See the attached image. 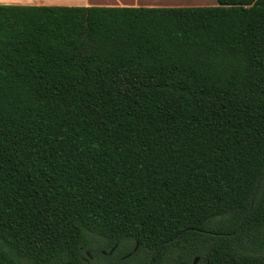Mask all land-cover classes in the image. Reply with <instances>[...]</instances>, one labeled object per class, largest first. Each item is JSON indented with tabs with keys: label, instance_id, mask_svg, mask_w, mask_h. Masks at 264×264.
<instances>
[{
	"label": "trees",
	"instance_id": "1",
	"mask_svg": "<svg viewBox=\"0 0 264 264\" xmlns=\"http://www.w3.org/2000/svg\"><path fill=\"white\" fill-rule=\"evenodd\" d=\"M196 257L264 264V0L0 4V264Z\"/></svg>",
	"mask_w": 264,
	"mask_h": 264
},
{
	"label": "crops",
	"instance_id": "2",
	"mask_svg": "<svg viewBox=\"0 0 264 264\" xmlns=\"http://www.w3.org/2000/svg\"><path fill=\"white\" fill-rule=\"evenodd\" d=\"M0 4L64 6H208L206 0H0ZM213 5V4H212Z\"/></svg>",
	"mask_w": 264,
	"mask_h": 264
},
{
	"label": "rangeland",
	"instance_id": "3",
	"mask_svg": "<svg viewBox=\"0 0 264 264\" xmlns=\"http://www.w3.org/2000/svg\"><path fill=\"white\" fill-rule=\"evenodd\" d=\"M206 2H208V6L216 5L217 4V0H206Z\"/></svg>",
	"mask_w": 264,
	"mask_h": 264
},
{
	"label": "water",
	"instance_id": "4",
	"mask_svg": "<svg viewBox=\"0 0 264 264\" xmlns=\"http://www.w3.org/2000/svg\"><path fill=\"white\" fill-rule=\"evenodd\" d=\"M88 254H89V252H88ZM198 261H199V257H196L194 260V264H197Z\"/></svg>",
	"mask_w": 264,
	"mask_h": 264
},
{
	"label": "flooded vegetation",
	"instance_id": "5",
	"mask_svg": "<svg viewBox=\"0 0 264 264\" xmlns=\"http://www.w3.org/2000/svg\"><path fill=\"white\" fill-rule=\"evenodd\" d=\"M89 255H90V253H89Z\"/></svg>",
	"mask_w": 264,
	"mask_h": 264
}]
</instances>
